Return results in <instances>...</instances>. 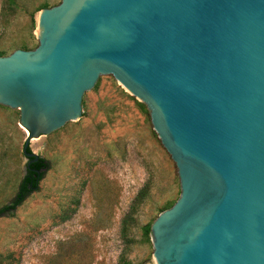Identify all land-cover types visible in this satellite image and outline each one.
Listing matches in <instances>:
<instances>
[{
	"label": "water",
	"instance_id": "water-1",
	"mask_svg": "<svg viewBox=\"0 0 264 264\" xmlns=\"http://www.w3.org/2000/svg\"><path fill=\"white\" fill-rule=\"evenodd\" d=\"M35 40L0 56L25 165L69 123H150L179 188L154 263L264 264V0H59Z\"/></svg>",
	"mask_w": 264,
	"mask_h": 264
},
{
	"label": "rangeland",
	"instance_id": "rangeland-1",
	"mask_svg": "<svg viewBox=\"0 0 264 264\" xmlns=\"http://www.w3.org/2000/svg\"><path fill=\"white\" fill-rule=\"evenodd\" d=\"M0 0V56L36 46V21L59 0ZM32 18V22H31ZM22 50V49H21ZM0 106V207L24 174L26 132ZM48 164L37 189L0 217V264H155L149 233L179 194L150 123H69L29 143Z\"/></svg>",
	"mask_w": 264,
	"mask_h": 264
},
{
	"label": "trees",
	"instance_id": "trees-1",
	"mask_svg": "<svg viewBox=\"0 0 264 264\" xmlns=\"http://www.w3.org/2000/svg\"><path fill=\"white\" fill-rule=\"evenodd\" d=\"M19 0H6L8 6H15ZM32 22V18H31ZM20 49L25 50L26 45L21 44ZM29 161V160H28ZM48 164L42 158L37 162L24 166V174L18 184L17 190L11 201L0 207V217L11 214L25 198L37 189L38 182L42 179L44 171L47 170ZM146 234L149 233V226L144 227Z\"/></svg>",
	"mask_w": 264,
	"mask_h": 264
}]
</instances>
